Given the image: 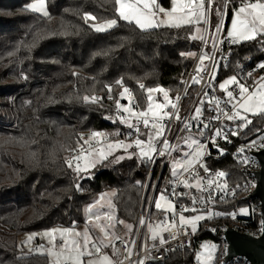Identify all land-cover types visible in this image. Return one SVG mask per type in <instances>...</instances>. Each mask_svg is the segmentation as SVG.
I'll return each instance as SVG.
<instances>
[{"label":"trees","instance_id":"16d2710c","mask_svg":"<svg viewBox=\"0 0 264 264\" xmlns=\"http://www.w3.org/2000/svg\"><path fill=\"white\" fill-rule=\"evenodd\" d=\"M31 1L0 0V264H51L46 254L22 257L19 246L24 237L57 226L82 228L86 207L108 190L115 193L117 233L136 225L152 165L138 155L127 158L139 149H116L94 170L79 174L67 166V158L79 147L84 131L102 130L104 141L109 142L133 134V129L120 122L115 104L117 99L127 104L119 96L123 88L131 90L143 110L149 103L147 88L162 87L172 98L181 95L202 46L201 39L191 37L204 36L206 28L201 22L143 32L134 23L119 20L116 27L98 33L90 27L92 23L119 19L115 0H46L50 20L27 10ZM162 2L167 7L171 4V0ZM240 3L230 0L225 5V0H218V5H213L208 19L209 37L216 25H221L224 12L222 31L227 32L232 9ZM84 13L95 15L97 20L86 22ZM36 32L47 38L28 47L34 43ZM260 40L258 37L256 41L232 45L230 68L221 71V79L235 75L247 57L252 56L254 64L264 62V43ZM121 79L123 83L117 84ZM141 83L144 89L139 87ZM197 90L196 84L190 88L184 107ZM95 94L103 99L98 103L83 100ZM251 119L253 123L233 138L234 145L264 132V116ZM146 132L143 129L142 139ZM118 156L126 158L117 163L114 157ZM217 166L234 169L235 181L245 178L234 160L220 161ZM169 173L167 169L160 184H168ZM155 210L153 217L162 215ZM202 226L193 233L192 244L186 250L148 264H195L198 241L212 239ZM214 264L251 263L244 257L221 263L217 253Z\"/></svg>","mask_w":264,"mask_h":264},{"label":"snow or ice","instance_id":"6c2138e0","mask_svg":"<svg viewBox=\"0 0 264 264\" xmlns=\"http://www.w3.org/2000/svg\"><path fill=\"white\" fill-rule=\"evenodd\" d=\"M230 0H225V5H227ZM206 0H171L172 7L170 9L163 8L157 0H115L116 12L118 14L119 19H108L101 23H92L90 27L98 33L107 32L108 30L116 27L118 25L119 20H123L129 23H134L139 30L143 32H147L152 29H158L162 26L170 27V28H181L186 25H194L203 22L204 24H208L209 13L212 10L213 5H218V0H207V9L205 7ZM27 10L37 13L44 18L51 19L50 13L47 10L46 0H36L35 3H32L27 6ZM216 11L219 12V7L216 8ZM84 20L87 22L89 20L96 21L97 17L92 15L91 13H84ZM200 29H197L199 32ZM221 31V25H216L214 33L211 38V47L216 48L218 43H223L222 40L218 39V35ZM55 34V33H51ZM227 36L231 38L233 43H239L242 41H256L261 38L260 42L264 43V2L261 0H255V2H247L241 0L240 6L234 9V19L231 21V30L227 33ZM47 37L42 36L41 33L36 32L32 36L33 44L28 47L35 46L40 40L45 39ZM192 39H201L204 40L205 37L201 36H192ZM8 55H13V53H9ZM181 55H189L195 56V53H181ZM205 60L215 61V53L211 56L208 53H205L200 57L201 69L203 70V63ZM259 68H264V62L258 65ZM73 75H78V73H73ZM251 76V73H248ZM216 76V68H213L211 73V78L215 79ZM25 79L27 77H24ZM203 78L199 77V71L196 77H193V84H200ZM261 83H258V86L253 88L251 91L248 87H246L237 76H231L226 79L223 83L219 84V88L226 94L227 104L232 106V111L229 113L228 111H224L220 108L221 101L215 97L212 100H204L201 99L200 103L194 109V114L191 120H185L183 124V128L181 131L191 130L193 127L192 120H200L202 113V105L204 103H215L216 111L220 112L228 121H240L239 124L235 125L233 130L230 133H225L222 129L213 130V135L211 139L208 141L212 143V145L217 149V151L223 155L224 149L220 148L219 145L216 144V138H222L225 141L231 142L229 140V135L238 136L241 132L248 128L249 125L253 123V120L249 118L251 116H264V77L260 78ZM123 79L117 81V84H122ZM229 86H235L232 90H229ZM141 89L145 88L144 84H139ZM108 91L111 92V86H108ZM147 99L149 103L147 104L146 109L141 111H136L135 107L139 106V102L136 101L133 93L127 87L123 88V91L119 93L121 99H126L128 103L121 104L120 99L115 101L116 107L118 110H122L123 113H127V116L121 115L119 117L120 122L126 124L130 129H133L135 133L138 135L135 139L131 140V142H125L124 140H116L115 142L109 143L107 145V151L103 148L98 150L92 149L89 147L87 156H92L93 152H96V157L89 160L84 155V148L81 146L80 155L73 157L72 160H67L66 164L69 168L73 167V160L76 161L75 171L79 174L81 172H88L90 168H95L98 163H102L103 161L108 160L109 156L112 155V151L114 149H124L127 151L128 149L137 148L139 149L138 153H131L127 156V158H132L134 155H138L141 159L151 161L153 160L155 155L165 156L169 154L171 151L179 150L181 145L176 144L172 145L169 140L165 136L166 125L163 123L165 120H180L181 117L179 115L178 103L181 99L180 95L175 96V103L169 98V92L163 89L162 87L157 88H147ZM156 92L163 93L164 103H158L153 99V94ZM208 93L205 92L204 96L207 97ZM112 99L111 96L108 97ZM102 97H98L95 95L92 96H84L83 100L90 103H98L102 100ZM31 104V101H28ZM135 106V107H134ZM171 108L174 111H168L167 109ZM135 118V122L133 120ZM211 120H219L220 116L215 115L210 117ZM141 125L147 129V132L144 133L145 139L139 138L140 127ZM210 125L208 123H204L200 126L201 130L199 135H204L202 129H208ZM103 133L100 132H92L90 139L95 140L98 137L103 136ZM132 133H128V136H131ZM160 144V150H157L156 144ZM185 145L191 146L192 144L196 145L195 149L191 153H183L182 159L173 161V177H176V182L182 184L187 189H195L198 192H208L209 195L207 200L204 197H200V203L206 204L208 201H212L215 203L214 197L209 191L215 185L222 192L228 191V184L225 180L224 183H218L220 178H226L228 173L221 170L215 173V177L212 179H208L205 184L204 178L199 176V173L194 170V166L196 164H200V167L205 172H209L206 164L201 163V158L207 152V144H202L198 140H187L183 141ZM84 144H89L88 140L84 141ZM256 145V141L253 140L250 142L249 147H254ZM260 147L264 148V143L260 145ZM245 148H240L239 152L243 153ZM210 154V153H209ZM125 156L114 157L115 162H119L120 160L125 159ZM84 160V167L82 168L80 165V160ZM242 163L247 164L249 161L247 158H244ZM188 174V178H184V174ZM139 183V182H138ZM240 184H237L233 187L230 192L232 196L236 195L237 189L241 188ZM251 187H255V184H252ZM76 188L79 190L80 185L77 184ZM115 195V193H113ZM188 193H178L174 189L171 192V196L176 198L178 196H186ZM104 197H100L99 200L94 202L89 206L88 212L90 213L88 224L93 225L95 229L98 230L100 236L99 238L94 237L88 228H85L83 232L76 231L74 228L68 229H51L46 230L43 233V237L48 238L47 247L43 244L37 246L35 249L31 247V241L35 239L38 233L29 234L26 237V240L22 242L19 246L21 248L22 257H27L31 255L33 252L38 254H47L52 257L51 264H123V260L131 257L133 254L131 249L126 247L125 251L127 255L121 252L120 249L115 247L113 239L122 240L121 237L113 235L114 227L112 223H110L113 219L110 214V210L114 207L111 201H108V209L109 211H104L102 215L100 213H94V208L103 207L100 204V200H103ZM192 203L195 204L197 202V198L195 196L191 197ZM223 199V197H221ZM160 201L166 202V207L164 204L160 203ZM154 208L162 210L166 213L171 212L173 214V219L168 221L167 218L160 222L156 228L151 229V239L155 240L157 236L160 235L161 232H169L172 239L176 238V234L174 233V229L178 227L176 222V213L175 208L176 205L169 200L163 193H161L158 197V200L154 203ZM185 211L196 212L197 209L193 208H183L178 215L179 227H188L192 233H195L197 230V224L199 221H203L205 219H211L213 215H223V213H213L212 211H207L204 214H197L192 216L191 218H186L184 216ZM243 214H248V209L242 208L239 210ZM233 219L236 218L237 213H229ZM108 221L109 223H102L101 221ZM75 223V222H74ZM118 223L123 224V221H118ZM141 225L145 223V220L141 218ZM264 224V221L261 222ZM131 230V225L127 226ZM57 233H59L60 243L57 245ZM123 242V241H122ZM161 244L167 243L160 236ZM126 243V242H125ZM135 242L133 241V244ZM27 247V251H23V249ZM111 247L114 249L115 253L118 256V259L114 260L110 255L102 250L104 248ZM142 246V249L143 250ZM217 250L216 245H205L204 250L201 253L205 264H209L210 261L214 260L215 252ZM171 251V249H169ZM226 252V246H225ZM85 257L88 259L86 260ZM163 257H161L162 259ZM144 259H141L138 264H144Z\"/></svg>","mask_w":264,"mask_h":264},{"label":"built area","instance_id":"2783aa9c","mask_svg":"<svg viewBox=\"0 0 264 264\" xmlns=\"http://www.w3.org/2000/svg\"><path fill=\"white\" fill-rule=\"evenodd\" d=\"M252 0H245L244 2H250ZM233 5V3H231ZM225 17V12L222 16L221 21V31L218 35V39L222 40L223 43H218L216 48H212V51L208 52V55H212L215 53V61L205 60V64L203 70L201 69L200 57L205 54L206 51V43L209 40L208 36V24H207V32L204 34L205 39L202 40V46L200 51L193 63V66L187 76L185 87L183 92L181 93V99L178 103L179 115L181 117L180 120L172 119L165 120L163 123L166 125L165 136L169 140L172 145L180 144L182 151L184 153H191L194 151L196 145L192 144L191 146L185 145L183 141L185 139L191 141L193 139L198 140L202 144H207V152L204 157L201 158V163L206 164L209 172L203 171L200 167V164H196L194 166V170L199 173V176L204 178V183H207L208 179H212L215 177V173L218 171H225L228 173L226 178H220L218 183H224L225 180L228 184V191L222 192L219 188L213 185V188L209 191L214 197L215 203L212 201H208L206 204L200 203V197H204L207 200L209 195L208 192H198L195 189H187L182 184L176 182V177H173V161L182 159V155H178L175 159H173V155L178 153V150L171 151L169 154L165 156L155 155L153 160H151L152 165L151 169L147 176V184L145 187V194H149L151 197L149 201V207L146 210L145 214H141L132 235L128 239L122 238V240H115L114 244L117 249H120L121 252L127 255L125 251L126 247L131 249L132 255L129 258L123 260V264H138V262L144 259V264H148L152 259H157L160 261L168 260L174 252H182L186 250L193 241V233L190 231L188 227H179L178 215L183 208H193L197 209L196 212L185 211L183 214L186 218H191L197 213L207 211H212L213 213H223V215H213L211 219H205L203 221H199L198 226L202 223L203 229L205 232L212 236L211 240H214L219 247V254L221 258V263H225L224 259L228 252L229 243L226 239L225 232L228 229H233L241 233L249 234L252 236H260L263 233L264 224L261 222L263 220L262 215V206L259 198L252 196L253 192L257 187V173L261 169L260 159L258 157V153L262 151L264 148L260 147L262 143H264V132L261 133L256 138L238 143H234V137L229 135V140L231 142L225 141L222 138H216V144L219 145L220 148H223L224 154L221 155L217 149L209 143L208 141L211 139L213 135V130L222 129L225 133H230L238 120L228 121L220 112L216 111L215 103H204L202 105V117L200 120H192L193 127L188 131H181L183 128V124L185 120H191L194 109L200 103L201 99L204 100H212L213 97L219 99L221 101L220 108L224 111H228L231 113L232 106L227 104L226 94L219 88V84H221L226 78L221 79V71L228 70L230 68V64L232 61V48L231 46L235 43L232 42L231 38L227 36V33L222 31L223 20ZM259 64L253 63V57H247L243 63L238 65L235 70V75L243 83L246 87L251 91L253 88L258 86L261 77H264V71H260ZM213 68H216V76L215 79L211 78V73ZM199 71V77H202L203 80L198 85V90L195 92L192 101L187 107H184V100L190 88L195 85L192 83L193 77L197 76ZM251 73V76L248 75ZM235 86H230L229 90H232ZM207 92V97L204 96V93ZM95 96L102 97L101 94H95ZM156 102H160L161 97L156 95ZM135 107V106H134ZM136 111H141L140 107H135ZM168 111H174L171 108L167 109ZM120 116H127V113H123L122 110H119ZM219 115V120H211L210 117ZM135 122V118H133ZM204 123H208L210 127L208 129H202L204 133V137L199 139L193 136L195 133L198 134L201 130L200 126ZM145 129L142 125L140 127L139 138H141L142 131ZM95 132L103 133L102 130H98ZM92 132L84 131L80 135V145L75 148L74 151L69 155L67 160H72L73 157L80 155V148L83 146L84 154H87L89 147L92 149L98 150L102 147L104 141L103 136L96 138L95 140L90 139ZM138 134L133 132L131 136L127 135V138H120L119 140H124L125 142L129 138L133 140L136 138ZM142 139V138H141ZM88 140L89 144H84V141ZM255 140L256 145L254 147H249L250 142ZM157 150H160V144H156ZM245 148L243 153L239 152L240 148ZM94 153V152H93ZM210 153V154H209ZM247 158L249 161L247 164L242 163L241 161ZM228 160H234L238 164L240 170L245 174V178L241 181H235L237 179L236 172L234 169H225L217 166L218 162H226ZM81 162V160H80ZM76 164V161L73 160V165ZM170 170V173L167 174L168 184H160L162 177L165 174L166 170ZM184 178H188V174H184ZM237 184H240L242 187L237 189L236 195L232 196L230 190L235 187ZM252 184H255V187H251ZM173 189L178 193H188L186 196H178L173 198L171 196V192ZM159 192L164 193L169 200L176 205L175 213H176V222L178 227L174 229V233L176 234V238L172 239L169 232H161L159 236L155 240L151 239V229L149 225L152 227H156L155 223L158 221V225L161 221L167 218L168 221L173 219V214L169 212L167 215L160 217L158 220H154L152 216V209L155 203L156 196ZM195 196L197 198V202L195 204L192 203L191 197ZM223 197V199H221ZM242 208L248 209V214H243L239 210ZM237 213L236 218L233 219L229 213ZM141 218L145 220V223L141 225ZM160 236L163 237L167 243L161 244ZM123 241V242H122ZM133 241L135 242L133 244ZM203 240L198 241V247L202 243ZM126 242V243H125ZM39 246V243L35 244V248ZM143 247V250L142 249ZM226 246V252H225ZM171 249V251H169ZM161 257H163L161 259ZM239 258V257H237ZM237 258L233 260H237ZM113 259H118L117 254L113 249Z\"/></svg>","mask_w":264,"mask_h":264},{"label":"rangeland","instance_id":"374dc122","mask_svg":"<svg viewBox=\"0 0 264 264\" xmlns=\"http://www.w3.org/2000/svg\"><path fill=\"white\" fill-rule=\"evenodd\" d=\"M36 2V0H34V1H31L30 3H29V5L30 4H32V3H35ZM157 2L163 7V8H165V9H170L171 7H172V5L170 4V6H165L164 4H163V2H162V0H157ZM250 2H255V0H252V1H250ZM261 2H264V0H261ZM46 4H47V2H46ZM240 6V4L236 7V8H238ZM205 7H206V9H207V7H208V5H207V0H206V3H205ZM226 8V7H225ZM236 8H234V9H236ZM47 10H48V5H47ZM49 11V10H48ZM232 19H234V10L232 9V16H231V18H230V21H229V25H228V30L230 31L231 30V21H232ZM101 23V22H100ZM162 27H166V26H162ZM207 32V24H206V28H205V33ZM204 33V34H205ZM211 38H212V36H210L209 37V40H208V42L206 43V51H205V53H208V52H210V51H212V47H211V43H210V41H211ZM242 42H245V41H242ZM247 42V41H246ZM239 43H241V42H239ZM204 64H205V61H204V63H203V67H204ZM202 67V66H201ZM231 77V76H230ZM229 77H227L226 79H228ZM225 79V80H226ZM224 80V81H225ZM223 81V82H224ZM222 82V83H223ZM230 87V86H229ZM164 89V88H163ZM156 95H159L160 97H161V100H160V102L159 103H164L165 101H164V99H163V93H160V92H156V93H154L153 94V99L155 100V96ZM169 98L172 100V102H176L175 101V97L174 98H172L171 96H169ZM121 100H123V99H121ZM124 103H128V101L125 99V101H124ZM123 104V103H122ZM169 109V108H168ZM249 118L251 119V115H249ZM237 125V124H236ZM193 136H195V137H197V138H199V139H201V138H203L204 137V135H199V133L198 134H194ZM109 143H112V142H109V141H106V142H104V144L102 145V147L101 148H103L105 151H107L108 149H107V145L109 144ZM116 149H114L113 151H112V153L115 151ZM184 152L182 151V149H179L178 150V153H176L175 155H173V159H175L178 155H182ZM89 160H91V159H93V158H95L96 157V152H94L93 153V155L92 156H87V154H84ZM101 163H98L97 165H100ZM80 165H81V167L83 168L84 167V160L83 159H81V162H80ZM96 165V166H97ZM73 170H75V165H73ZM95 168H90L89 170H88V172H91L92 170H94ZM84 173H86V172H84ZM146 184H147V180H146V182H145V184H144V191H145V187H146ZM113 193H114V190H108V191H105V192H103V193H101V194H99V196L92 202V203H90L87 207H86V209H85V218H86V222H85V225L82 227V228H78V227H63V226H57V227H54V228H51V229H68V228H74L76 231H80V232H83V230L85 229V228H88L89 229V231L91 232V234L94 236V237H96V238H99V236H100V234H99V232H98V230L97 229H95V227L93 226V225H89L87 222H88V219H89V215H90V213L88 212V208H89V206L90 205H92L94 202H96L97 200H99L100 199V197H104V199L103 200H100V204L101 205H103V207H100V208H94L93 209V212L94 213H100L101 215H102V213L104 212V211H109V209H108V201L110 200L111 201V203H112V205H114L113 204ZM162 192H159L158 193V195L156 196V199H155V202L158 200V197H159V195L161 194ZM164 194V193H163ZM165 195V194H164ZM166 196V195H165ZM167 197V196H166ZM150 199H151V197L149 196V194H145V192H144V194H143V205H142V208L140 209V213H139V217H140V215L141 214H145L146 213V210H147V208L149 207V201H150ZM160 203H162V204H164L165 205V207L167 206L166 205V202L165 201H160ZM153 208H154V206H153ZM155 209V208H154ZM160 211V212H162V215L161 216H154L153 217V219L154 220H158V219H160V217H163V216H165V215H167L168 213H166V212H164V211H162V210H159V209H156L155 211L156 212H158V211ZM110 214L112 215V217H113V219H112V221L110 222V223H112L113 225H116V223H117V216H116V213H115V208L113 207L111 210H110ZM197 214H204L203 212H200V213H197ZM197 214H195V215H197ZM139 219V218H138ZM138 221V220H137ZM102 223H109L108 221H104V220H102L101 221ZM158 225V221H156V223H155V226H157ZM134 228H135V226H132L131 225V230L126 226L125 227V230L121 233V234H118L117 233V231L115 230V227H114V233H113V235H114V237L115 236H119V237H121V238H124V239H128L131 235H132V233H133V231H134ZM152 228H154V227H152ZM156 228V227H155ZM51 229H45V230H41V231H37V232H33V233H38V234H40V235H38L35 239H33L32 241H31V247L34 249V244L35 243H39V245H41V244H43V245H45L46 247H47V245H48V238L47 237H43V233L46 231V230H51ZM30 234H32V233H30ZM29 234H27L25 237H24V241L26 240V237L28 236ZM115 241V239H113V242ZM56 243H57V245H59V243H60V237H59V233H57V241H56ZM205 245H209V246H211V245H216L217 246V250H216V252H215V254H214V256H215V258H214V260H212V261H210L209 262V264H214V262L216 261V257H217V253H219V247H218V245H217V243L214 241V240H211V239H205V240H203L202 241V243L200 244V246L198 247V249H197V255H196V260H195V264H205V261H204V259H203V257L201 256V253L203 252V250H204V246ZM27 248V247H26ZM28 249V248H27ZM103 252H106L108 255H110L112 258H113V249L111 248V247H108V248H104L103 250H102ZM33 253H35V252H33ZM47 255V254H46ZM48 257H49V259H50V261L52 262V257L51 256H49L48 255ZM85 259L87 260L88 258L87 257H85Z\"/></svg>","mask_w":264,"mask_h":264},{"label":"water","instance_id":"95a60500","mask_svg":"<svg viewBox=\"0 0 264 264\" xmlns=\"http://www.w3.org/2000/svg\"><path fill=\"white\" fill-rule=\"evenodd\" d=\"M258 157L261 169L256 175L257 187L252 196L260 199L264 220V149L258 153ZM225 235L229 243L228 252L224 259L225 263H229L237 257H244L251 264H264V229L263 233L258 237L241 233L231 228L225 232ZM157 261L159 260H151V262Z\"/></svg>","mask_w":264,"mask_h":264},{"label":"crops","instance_id":"0c3cea01","mask_svg":"<svg viewBox=\"0 0 264 264\" xmlns=\"http://www.w3.org/2000/svg\"><path fill=\"white\" fill-rule=\"evenodd\" d=\"M229 32V30L227 29V32L226 33H228Z\"/></svg>","mask_w":264,"mask_h":264}]
</instances>
